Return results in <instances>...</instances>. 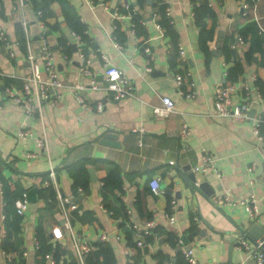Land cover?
I'll use <instances>...</instances> for the list:
<instances>
[{
	"label": "crops",
	"instance_id": "crops-1",
	"mask_svg": "<svg viewBox=\"0 0 264 264\" xmlns=\"http://www.w3.org/2000/svg\"><path fill=\"white\" fill-rule=\"evenodd\" d=\"M89 1L92 2L26 0L23 14L35 50L39 46L35 10L44 6L45 34L62 80L56 89L60 97L50 104L38 103L33 92L25 96L20 89V79L29 73L20 41L22 11L17 0H0V26L10 45L0 40V72L17 77L14 89L21 98L30 100L33 112L31 117L26 115L15 99L3 97L0 90V264H76L74 239L91 245L106 242L115 264H187L173 240L179 234L192 236L193 253L206 264H226L229 248L234 263L251 264L245 262L246 253L235 243L238 234L247 232L252 223L264 224L263 142L253 134L252 121L214 115L213 105L214 88L223 80V70L239 63L237 72L227 82L251 84L255 74L263 100L255 102L252 110L264 118V33H258L261 41L256 42L254 34L243 31L254 21L250 14L242 13V3L251 0H203L210 12L199 24L192 17L193 0ZM125 2L132 3L144 19L145 24L139 28L141 34H134L127 21L120 20L116 27L112 11ZM163 4L169 9L172 34L164 28L161 33L156 27ZM256 4V13L264 25V0H257ZM68 11L86 31L85 50L90 52L98 84H104L100 54L105 53L110 63L130 78L133 95L119 101L108 100L110 92L89 88V77L78 73L79 47L67 22ZM203 26L212 30L205 41L200 37ZM114 33L121 48H116L111 40ZM238 35L243 37V43L237 42ZM175 38L187 51L184 66L190 68L195 82L193 97L180 92L187 86L178 88L174 82V73L183 68ZM145 46L152 58L144 51ZM10 47L13 55L9 54ZM38 62L41 76L45 77L40 59ZM147 66L151 71L145 70ZM8 83L0 78V85ZM74 92L85 94L91 104L102 100L104 108H82ZM160 95L174 101V111L167 117L152 113ZM184 123L190 128L188 150L180 151L178 131ZM21 128H29L31 135L20 139ZM107 133L116 135L119 144L102 141ZM41 137L45 145L38 147L37 139ZM203 151L213 155L220 175L213 170L205 174L192 171L201 166ZM27 152L36 156L26 157ZM51 168L56 174L46 186L43 180ZM190 171L195 180L206 185L196 187L188 176ZM154 177H160L162 192L158 194L149 186ZM50 186L76 205L70 212L72 232L64 228L57 196L54 202L48 196ZM225 191L237 198L253 193L260 199L261 215L250 220L241 203L217 201V196ZM24 193L27 203L24 213L19 214V230L8 236L7 202ZM172 198L177 205L174 223L165 217ZM126 210L131 211L139 228L144 221L154 220L147 245L135 244L133 232L126 225ZM193 216L198 221L192 225ZM56 226L61 228L60 237L52 232ZM195 231L200 234L193 235ZM102 235L106 238L101 239ZM36 240L58 246L59 261L52 257L53 249L44 253L41 260ZM6 241L9 251L4 249Z\"/></svg>",
	"mask_w": 264,
	"mask_h": 264
},
{
	"label": "built area",
	"instance_id": "built-area-1",
	"mask_svg": "<svg viewBox=\"0 0 264 264\" xmlns=\"http://www.w3.org/2000/svg\"><path fill=\"white\" fill-rule=\"evenodd\" d=\"M88 2H92L87 0ZM256 2L257 0H251V2L244 1L242 3V13L243 15L250 14L253 17V20L256 22L260 31L264 33V25L261 22V17L256 13ZM18 7L22 11V19L21 25L24 31L25 38V47H26V55L25 61L29 68V73L20 79V89L26 95H29L33 92L36 95L38 103L42 101H47L50 104H55L57 99L60 97L59 92L56 90L59 86L62 85V80L58 76V71L56 70L54 59H53V51L47 41L45 34V20H44V12L42 8H38L35 10V20L37 21L38 27V40L39 46L37 49H34L33 40L30 35L29 30L27 29V19L25 18L23 11L26 4V0H17ZM200 4V0H193L192 6H197ZM123 8L126 9V12H120L119 8H115L112 11V15L116 20L127 21V25L130 26L131 30L135 34L134 30V22L132 21V15L136 13V9L131 7L129 2H125L122 5ZM165 13L169 15V9L166 7ZM194 16V12L192 10V17ZM172 23V20H170ZM141 24H145L144 19L141 20ZM156 27L162 33L163 27L156 23ZM71 33L74 36L75 42L77 43L78 49V57L80 60V64L78 67V73L81 76L89 77L90 84L89 88L91 90H97L99 88L105 89V91L110 92L109 97H106L108 100L119 101L125 99L131 95H133V83L130 78L118 67L112 65L110 63L109 57L105 53H101L100 57L102 59L103 66V74H104V84L101 86L98 84L96 80V76L91 68V59L90 52L85 50L86 42L82 37L81 33L76 32L71 29ZM86 31L83 30V34ZM0 40L5 42L6 45H9L8 36L0 26ZM111 40L116 48H121L117 40L116 35L111 36ZM238 43H243V38L238 35L237 37ZM231 47L234 48L235 45L232 43ZM97 50V49H95ZM144 51L146 53H150L149 47H144ZM9 54L13 55V50L10 47ZM177 55L178 59L182 65V69L176 71L174 73V82L178 88L182 86H187V90H181L180 92L184 94L186 97H193L195 95V82L191 77L190 68H186L184 63L187 60V51L184 45L181 42H177ZM65 57V55L63 54ZM152 55L150 53V57ZM40 59L42 67L46 73L45 77L41 76L40 72V63L38 60ZM224 64H227L224 62ZM146 71H151V67H145ZM0 76L5 80V77H9L11 79H16L13 74H4L0 72ZM227 76V68L222 72L221 80L214 88V97H213V105H214V115L217 116H228L237 120H250L252 121V132L253 134L263 142L264 147V135L261 131L262 124L264 123V118L261 115H251L252 106L255 102H262L263 100V92L259 85L255 81L257 77L255 74H252L251 78L254 83H245L238 82L229 83L226 80ZM6 81V80H5ZM77 87H83L82 84H77ZM0 90L2 96L11 97L16 100V102L24 108L25 114L30 116L33 114L32 105H30V100L23 99L14 89V83L1 84ZM80 106L86 110H94L101 111L104 108V102L102 100H98L96 103L91 104L85 94L82 92L77 93L74 92ZM236 97V99H234ZM1 104V100H0ZM174 111V101L165 95H160L158 103L153 105L152 113L157 117H167L170 113ZM190 134V128L187 124H183L178 131V135L181 137V147L180 151L188 150L187 138ZM31 135V130L29 128H21L18 131V137L21 139L29 137ZM45 145V139L39 138L37 139V146L42 147ZM36 154L34 152H27L26 157H35ZM169 163L174 164L173 160H170ZM252 167H248L250 170ZM208 170H213L220 175L217 171L215 158L212 154L203 151L202 156V164L201 166H195L192 171L201 172L202 174L207 173ZM55 170L51 168L47 174V178L43 180L44 185H49L53 182L55 177ZM200 181L194 180V185L199 187ZM150 189L153 193L158 194L162 192L160 186V177H154L149 181ZM57 196V204L60 208L62 217H63V225L66 231H71L70 225V212L76 207L75 203H73L68 196L62 195L58 190L56 191ZM217 201L221 203L234 204L241 203L245 210L248 218L250 220H255L258 216L261 215L260 209V199H258L253 193L244 198L232 197L229 192L225 191L221 193V195L217 196ZM26 195L25 193L22 197L17 198L15 200L16 212L18 214H23L26 209ZM177 205L174 198L169 201V210L165 213L166 219L170 223L175 222V217L173 212L176 210ZM126 225L132 230L135 244L137 246H145L147 245V238L153 233V226L155 222L153 219H149L144 221L141 228H139L137 221L132 217L131 211L126 210ZM198 217L193 216L192 224L197 223ZM54 236L60 237L62 235L61 228L56 226L53 228ZM184 234H179L174 238L175 244L178 246L182 257L186 261L187 264H206L204 261L199 260L193 253L192 245L189 242H186L183 238ZM106 235H102L101 239H105ZM74 239V238H73ZM237 248L246 253V263L251 264H264V249L262 247V242L251 241L246 232L239 233L236 241ZM35 246L39 248V242L35 241ZM91 244L88 241H82L74 239L72 243L73 255L77 262V264H86V255L91 251Z\"/></svg>",
	"mask_w": 264,
	"mask_h": 264
},
{
	"label": "trees",
	"instance_id": "trees-1",
	"mask_svg": "<svg viewBox=\"0 0 264 264\" xmlns=\"http://www.w3.org/2000/svg\"><path fill=\"white\" fill-rule=\"evenodd\" d=\"M129 4H130L131 7H133L132 3H129ZM38 8H42L43 9V12H44L43 16L45 17L46 13L44 11V6L40 5V7H38ZM165 9H166V7H165L164 4L160 5L159 12H160V15H161V20L158 23L165 30L170 31L171 34H172L173 32H172V27H171V24H170V18L166 15ZM119 11L120 12H126V9L123 8V7H120ZM68 12H69V14L67 15V13H66V16L68 18L67 22H68L70 28L75 30L78 33H81L83 39L87 43V36H86V34H83V29H84L83 25L76 19V17L70 11H68ZM193 12H194L195 21H196V23L199 24L202 21L204 15L208 14L210 12V9H209L206 1L200 0V4L199 5H197V6L193 5ZM142 19L143 18L141 17V15L138 14L137 12L132 15V21L134 22V30H135V34H137V35L141 34L139 28L142 26V24H141V20ZM118 23H120V22L116 20V22H115L116 27L118 26ZM19 30H20L21 46L23 47V50L26 53L24 31H23V27H22L21 23H19ZM243 31H244V34H246L247 32H250L251 34H254L253 38H256L255 39L256 42L258 40L261 41V39H258V37H259L258 33H262V32L260 31V29L257 26L255 21L248 23L245 26V28L243 29ZM211 32H212L211 29H206L204 26L201 27V33H200L201 40L205 41L206 39H208L210 37V35H211ZM115 35L117 36V34H115ZM117 39H118V36H117ZM177 42H178V39L175 38L174 39V45H175V48H176V52H177ZM238 66H239V63H235L233 68L227 70L226 80H228V79L231 80L232 74L237 72ZM0 78H2V77L0 76ZM5 80H6V82H9V83L13 82V83H17L18 84V80H16V79H11L9 77H5ZM261 131H262V133L264 135V123L262 124ZM48 196L50 197L51 201L54 202L56 200V192H55V190L53 188L51 189V186L48 189ZM19 197H21V196H19ZM17 198H18V196L15 195L10 200H8V202H7L5 218H6V226L8 227V234H7L8 236H10L11 231L19 230L20 216L16 212V207H15V200ZM191 228H193V226ZM39 232H40L39 236L42 237V235H41L42 230H39ZM187 233H189V232H187ZM42 240H43V238H42ZM147 240H148V238H147ZM6 245H7V241L4 244V249L6 251H9V248ZM91 246H92L91 251L89 253H87V255H86V259H85L86 260V264H115L113 251H112L111 247L106 242L98 241V242L94 243ZM52 249H53L52 257L54 259H56L55 261L58 262L59 261V256H60L59 247L58 246L54 247L50 243H44L43 241L41 242L39 240L38 256H39V258L41 260L44 259V253H46L47 251H50Z\"/></svg>",
	"mask_w": 264,
	"mask_h": 264
},
{
	"label": "water",
	"instance_id": "water-1",
	"mask_svg": "<svg viewBox=\"0 0 264 264\" xmlns=\"http://www.w3.org/2000/svg\"><path fill=\"white\" fill-rule=\"evenodd\" d=\"M254 114V111L252 110L251 111V115ZM102 141H105V142H109L111 144H115V145H118V141L116 140V135L112 134V133H107L104 135V137L102 138ZM189 178H191L193 181L196 179L195 178V174L190 171L189 173ZM201 185H199L200 187L202 186H205L206 184L205 183H200ZM263 204H264V201H263ZM197 233L200 234V232H193L192 234L193 235H196ZM248 238L251 240V241H261L262 242V247L264 249V224H261L260 222H254L250 225V227L248 228L247 232H246ZM183 238L186 242H189V244L191 245L190 243V240L192 238L191 235H188V234H184L183 235ZM236 244V243H235ZM233 247V246H232ZM179 249V248H178ZM232 249L229 248L228 250V259H227V263L226 264H236L233 262L232 260Z\"/></svg>",
	"mask_w": 264,
	"mask_h": 264
}]
</instances>
